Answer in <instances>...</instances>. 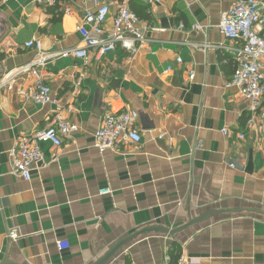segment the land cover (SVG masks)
Instances as JSON below:
<instances>
[{"label": "crops", "instance_id": "1", "mask_svg": "<svg viewBox=\"0 0 264 264\" xmlns=\"http://www.w3.org/2000/svg\"><path fill=\"white\" fill-rule=\"evenodd\" d=\"M236 1L0 0V79L10 74L17 85L32 82L18 73L35 58L27 42L51 55L82 48V17L103 5L108 23L119 6L136 13L147 40L99 61L89 53L86 64L47 61L40 72L55 103L0 94V264H94L143 228L174 230L208 214L173 236H140L106 264H176L177 252L189 264H264V130L251 103L225 88L235 65L220 49L237 46L218 30ZM125 110L138 114L140 144L99 153L93 135L103 116ZM56 114L76 132L59 149L40 144L30 181L12 176L18 138Z\"/></svg>", "mask_w": 264, "mask_h": 264}, {"label": "built area", "instance_id": "2", "mask_svg": "<svg viewBox=\"0 0 264 264\" xmlns=\"http://www.w3.org/2000/svg\"><path fill=\"white\" fill-rule=\"evenodd\" d=\"M12 0H1L8 3ZM144 6L160 5L165 0H136ZM39 6H54L57 0H34ZM109 8L101 6L95 12H86L77 29L81 36L82 48H72L57 55L45 54L40 42L31 40L25 44L27 49L35 52L34 60L20 68L18 73L27 72L31 84L17 85L12 75L6 74L0 79V94H15L24 102L38 106L55 103L51 89L44 83L40 68L54 58H73L87 63L91 57L99 61L106 54L117 48L130 50L138 44L147 43L137 15L127 6H119L115 16L108 23ZM200 27L195 26V29ZM219 32L235 47L221 46L228 51L234 60V71L225 88L235 89L244 99L251 103L252 111L259 113L264 130V0H237L221 17L218 25ZM219 48V47H218ZM180 64L181 60L176 59ZM189 74V81L193 80ZM138 114L125 110L119 114H106L93 135V147L99 152L117 151L122 145L137 146L141 135L136 129ZM252 124V120L248 125ZM76 126L65 121L60 114L52 117L50 125L29 135H22L17 140V147L9 152L10 174L25 181H30L34 166L42 161L40 144L49 143L54 149H59L64 138L76 132ZM227 132H223L225 135ZM242 139L241 134H237ZM54 157L51 163H55ZM103 190L101 195L109 194ZM12 239L14 234H10ZM58 250L68 249L66 242H57ZM177 264H189L181 254Z\"/></svg>", "mask_w": 264, "mask_h": 264}, {"label": "water", "instance_id": "3", "mask_svg": "<svg viewBox=\"0 0 264 264\" xmlns=\"http://www.w3.org/2000/svg\"><path fill=\"white\" fill-rule=\"evenodd\" d=\"M247 212H252V213H256V214H263L260 211H254V210H248ZM212 214H208L205 216H202L201 218L195 219L191 222H188L187 224L176 228L174 230H168L164 227H160V226H150V227H146L143 228L137 232L132 233L131 235L123 238L122 240H120L119 242H117L114 246H112V248H110L99 260H97L94 264H106L107 262H109L123 247H125L126 245H128L130 242H132L133 240L137 239L140 236H143L145 234H160V235H165V236H173L177 233H179L180 231L193 226L194 224H197L203 220H205L206 218L210 217ZM8 264V263H6Z\"/></svg>", "mask_w": 264, "mask_h": 264}, {"label": "trees", "instance_id": "4", "mask_svg": "<svg viewBox=\"0 0 264 264\" xmlns=\"http://www.w3.org/2000/svg\"><path fill=\"white\" fill-rule=\"evenodd\" d=\"M135 14H136V13H135ZM136 15H137V14H136ZM137 17H138V16H137ZM170 255H171V254H170ZM180 255H181V254H180L179 252H177V254H175V256H174V255H171L172 261H173V262H176V264H177Z\"/></svg>", "mask_w": 264, "mask_h": 264}]
</instances>
